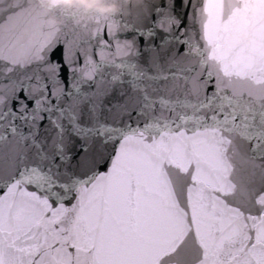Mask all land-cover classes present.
Instances as JSON below:
<instances>
[{
  "label": "snow or ice",
  "instance_id": "6c2138e0",
  "mask_svg": "<svg viewBox=\"0 0 264 264\" xmlns=\"http://www.w3.org/2000/svg\"><path fill=\"white\" fill-rule=\"evenodd\" d=\"M115 3L0 0V264H264V0Z\"/></svg>",
  "mask_w": 264,
  "mask_h": 264
},
{
  "label": "clouds",
  "instance_id": "9594fccd",
  "mask_svg": "<svg viewBox=\"0 0 264 264\" xmlns=\"http://www.w3.org/2000/svg\"><path fill=\"white\" fill-rule=\"evenodd\" d=\"M50 7H62L66 11L76 12L77 20H86L88 15L86 13L89 10H96L100 14H107L115 11L117 4L115 0H47ZM50 22L53 25L63 24V18L55 13L49 17Z\"/></svg>",
  "mask_w": 264,
  "mask_h": 264
},
{
  "label": "water",
  "instance_id": "95a60500",
  "mask_svg": "<svg viewBox=\"0 0 264 264\" xmlns=\"http://www.w3.org/2000/svg\"><path fill=\"white\" fill-rule=\"evenodd\" d=\"M95 14H100L98 11L96 10H89L86 15H95Z\"/></svg>",
  "mask_w": 264,
  "mask_h": 264
}]
</instances>
